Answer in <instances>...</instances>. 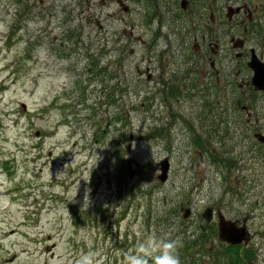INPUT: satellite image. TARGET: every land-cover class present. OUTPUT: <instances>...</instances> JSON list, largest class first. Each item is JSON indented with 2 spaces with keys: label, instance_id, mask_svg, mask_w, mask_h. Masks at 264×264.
Listing matches in <instances>:
<instances>
[{
  "label": "rangeland",
  "instance_id": "374dc122",
  "mask_svg": "<svg viewBox=\"0 0 264 264\" xmlns=\"http://www.w3.org/2000/svg\"><path fill=\"white\" fill-rule=\"evenodd\" d=\"M16 1L0 0V264H76L89 252L126 264L149 236L190 247L187 264H226L235 248L220 244L218 216L247 231L242 264H264V145L253 135L264 134V92L241 82L252 72L233 51L220 83L171 98L140 76L146 62L118 60L114 17L99 30L73 0ZM249 1L217 0L215 16L228 24L229 7ZM205 225L213 233L201 237Z\"/></svg>",
  "mask_w": 264,
  "mask_h": 264
},
{
  "label": "flooded vegetation",
  "instance_id": "af4514ba",
  "mask_svg": "<svg viewBox=\"0 0 264 264\" xmlns=\"http://www.w3.org/2000/svg\"><path fill=\"white\" fill-rule=\"evenodd\" d=\"M38 1L43 4V0ZM73 1L80 4V12L85 22L96 28L99 25V30L106 27L103 18L105 14L108 18L114 17L119 25L117 32L119 37L114 40L118 45V60H121L122 64L126 63L127 59L134 58H137L139 64L146 62L147 67L142 71L140 69L139 73L148 81H154V93L161 90L174 98L179 97L181 91L217 85L216 82L220 83L221 74L217 67L220 66L223 55L227 57L234 55L250 71L248 63L253 56L264 63V32L260 27L258 14L262 3L258 1L251 4L250 0L236 6L238 12L229 18L225 15L228 24L215 16L217 0ZM16 3L20 5L22 1ZM110 7L114 9L109 13ZM138 14L143 15L136 24L134 21ZM220 37L228 40L227 47L223 49ZM160 42H164V46L159 50ZM137 44L146 46L144 52L137 53L132 49ZM229 50L233 51L231 55ZM207 67L210 72H207ZM156 72L157 76L154 79ZM214 72H217V76L213 74ZM251 72L253 75V71ZM241 82L250 88L251 82L249 83L247 79ZM227 83L233 82L230 79ZM173 92L178 95H172ZM253 92L259 91L253 89ZM256 133L264 135L261 132ZM215 158L221 162L226 159L218 155ZM211 162L214 164L213 159ZM221 218L218 216V221ZM201 228L205 230L210 227L207 225L206 228L204 226ZM246 236L248 237V233Z\"/></svg>",
  "mask_w": 264,
  "mask_h": 264
},
{
  "label": "water",
  "instance_id": "95a60500",
  "mask_svg": "<svg viewBox=\"0 0 264 264\" xmlns=\"http://www.w3.org/2000/svg\"><path fill=\"white\" fill-rule=\"evenodd\" d=\"M238 12V9H234L233 7H229L227 17L229 18L234 13ZM96 23H98L96 21ZM98 28L99 25H98ZM248 67L253 71L252 78L250 80L251 85L255 91L264 92V63L260 60H257L255 56L248 63ZM36 136L39 133L35 134ZM256 140L264 144V135L260 133H256L254 136ZM161 162L158 164L160 175L157 177L158 181L163 182L167 179L169 173V161L165 158L160 160ZM132 166L130 161H128V170L130 173V177L133 176ZM181 212L184 214L183 217L187 218L190 216L189 209H182ZM212 208L208 207L202 213V218L206 222H210L213 218ZM218 238L220 242L228 244V245H240L241 243H246L247 241V233L243 227H237L231 221H224V219H220L218 221Z\"/></svg>",
  "mask_w": 264,
  "mask_h": 264
},
{
  "label": "clouds",
  "instance_id": "9594fccd",
  "mask_svg": "<svg viewBox=\"0 0 264 264\" xmlns=\"http://www.w3.org/2000/svg\"><path fill=\"white\" fill-rule=\"evenodd\" d=\"M88 198L85 196V202ZM178 241L173 239H157L155 236H149L146 240L140 242L136 248V254L126 253V264H181L179 257ZM98 254L89 252L81 254L76 264H102L97 259Z\"/></svg>",
  "mask_w": 264,
  "mask_h": 264
},
{
  "label": "trees",
  "instance_id": "16d2710c",
  "mask_svg": "<svg viewBox=\"0 0 264 264\" xmlns=\"http://www.w3.org/2000/svg\"><path fill=\"white\" fill-rule=\"evenodd\" d=\"M94 66H98V64H95ZM105 69H106V67H102V69L100 71L105 70ZM175 94L178 95V93H174V92L172 93V95H175ZM209 154H210L209 157L211 159H213L214 164H216L217 166L223 165V163L220 160H218L215 157H213V155L211 153H209ZM232 166H233V164H232ZM205 227H206V225H205ZM208 229L213 233V231L210 228H208ZM196 231L199 232L198 235H200L202 237L203 232H204V231H202V228H200V230L197 229ZM192 233H195V232H192ZM194 244H196V243H194ZM194 244H192V245L195 246ZM220 244L223 245L225 248H226V246H227V248H235V250L233 252H230L229 251V253L227 254L228 255V259H227L228 261L226 262V264H242L243 258H241V255H239L240 252H241V251H239V248H240L241 245L240 246L239 245H229L228 246V245H224L221 242H220ZM188 248H190V247L187 246L186 248L183 249V251H181L179 253L180 261L182 259L181 264H187L189 262V259H191L190 256H186L185 254H181V253H184ZM246 254H248V256H251L252 255V253L249 252V251H247ZM221 260H223V258L222 257H219L217 262H215L214 260H212L208 264H221ZM194 264H198V262L194 261ZM199 264H203V263H199Z\"/></svg>",
  "mask_w": 264,
  "mask_h": 264
},
{
  "label": "bare ground",
  "instance_id": "6f19581e",
  "mask_svg": "<svg viewBox=\"0 0 264 264\" xmlns=\"http://www.w3.org/2000/svg\"><path fill=\"white\" fill-rule=\"evenodd\" d=\"M225 221V220H224ZM238 227V226H237ZM248 238V237H247Z\"/></svg>",
  "mask_w": 264,
  "mask_h": 264
}]
</instances>
